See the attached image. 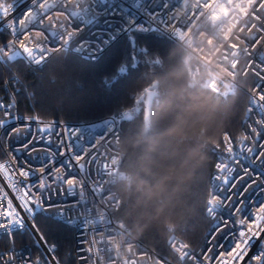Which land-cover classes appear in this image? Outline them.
<instances>
[{
	"label": "built area",
	"instance_id": "2783aa9c",
	"mask_svg": "<svg viewBox=\"0 0 264 264\" xmlns=\"http://www.w3.org/2000/svg\"><path fill=\"white\" fill-rule=\"evenodd\" d=\"M0 3L15 4V0L9 3L0 0ZM47 3L49 7L43 10L47 14L45 19L41 22L39 14L36 15L27 25L31 31L24 33L30 37L28 47L48 49L44 53L47 59L41 64L39 60L33 62L26 59L19 44L10 46L6 52L1 49L0 56L21 57L34 68L48 62L59 52L73 53L93 61L122 37L157 31L185 50L189 87L203 81L209 89L221 95L243 90L248 95V105L241 133L235 138L228 133L223 134L225 158L216 164L210 182L209 194L214 193L216 186L222 183L215 179L217 175L230 177V186L223 185L220 189V196H227L228 200L214 214L207 212L211 229L200 251L178 238L169 241V251L177 258L174 261L137 239L130 227L115 218L122 205L117 184L125 179L121 170L124 155L119 129L122 114L89 123L43 121L20 113L16 95L7 84L6 94L0 95V105L11 107H0L5 122V127L0 130V163L15 161L17 156L21 160L30 159L37 173L30 178L33 186L40 182V167L43 164V179L50 185L42 190L43 211L37 207L34 220L53 211L61 222L74 229L76 264H263L264 233L251 244L242 258L235 259L230 255L236 244H240L238 234L243 230L240 221L244 220L248 228L256 230L261 223L259 217L264 214L261 211L264 210V108L261 107L264 100L259 99L264 95V38L256 44L251 39L253 36L264 37V32H259L260 28H264V7H258L261 0H256V3L252 0H47ZM30 7V0H20L9 19L24 18L26 9ZM40 11L35 9L36 13ZM49 15L51 20L47 18ZM69 19L80 28L79 33L73 35L72 43L62 46L47 38L53 33L56 36L64 33L66 38V32L74 30ZM49 24L52 26L48 27ZM45 30L47 37L43 35ZM1 31L9 35L7 43L15 40L7 25L0 26ZM245 47H248V52H244ZM34 55L39 59L38 52ZM150 90L157 91V87L151 86L135 100L132 109L123 112L128 113L126 120L136 116ZM6 129H12V134L6 136ZM61 141L78 145L74 148L77 155H66L69 149L61 145ZM24 144L32 149L30 153L27 148L20 147ZM58 146L60 155L55 154ZM228 146L233 149L231 153L227 151ZM248 147L258 154L248 153ZM13 148L20 150L13 153ZM46 159L48 163H45ZM66 161H70L67 169L61 167ZM221 164L226 166L223 171L218 169ZM105 165L109 166L108 174ZM49 168L52 175L64 179H49ZM56 168L60 171L56 172ZM67 178L86 183L82 187L76 186L70 193L67 191ZM93 181H102L100 192L93 193ZM13 183L15 179L0 175V200L5 203V198L13 199L14 203L20 202L14 198L21 196L23 189L17 191L12 187ZM33 194L40 197V191L34 189ZM233 205L240 211H233ZM28 220L33 218L30 216ZM27 231L34 237L42 256L31 249L10 248L1 252L13 255V262L9 264H20L24 259H35L39 264H59L55 259L57 248L47 244L40 246L30 224L11 234L0 230V238ZM183 244L189 246L187 250L193 255L181 261L180 256L185 250L180 245ZM241 248H244L243 244ZM257 255H261L262 259L254 260Z\"/></svg>",
	"mask_w": 264,
	"mask_h": 264
},
{
	"label": "trees",
	"instance_id": "16d2710c",
	"mask_svg": "<svg viewBox=\"0 0 264 264\" xmlns=\"http://www.w3.org/2000/svg\"><path fill=\"white\" fill-rule=\"evenodd\" d=\"M8 41L1 31L0 44ZM186 58L184 49L157 31L122 37L93 61L59 52L34 68L21 57L0 56V95L9 84L20 113L43 121L77 124L120 116L157 86L148 131L144 104L132 120L120 121L125 179L117 184L122 205L115 218L174 261L168 248L173 238L196 251L205 246L211 229L206 211L210 182L225 158L223 134L235 138L241 133L248 105L243 90L221 95L203 81L189 87ZM34 226L48 246L57 248L59 264H76L73 228L53 211L37 216ZM10 248L42 256L28 231L0 238V253Z\"/></svg>",
	"mask_w": 264,
	"mask_h": 264
},
{
	"label": "snow or ice",
	"instance_id": "6c2138e0",
	"mask_svg": "<svg viewBox=\"0 0 264 264\" xmlns=\"http://www.w3.org/2000/svg\"><path fill=\"white\" fill-rule=\"evenodd\" d=\"M253 3H256V0H252ZM20 0H15V4H3L0 3V26H5L7 25V29L10 31V33L15 37V40L9 43L5 44H0V49L3 50V52H6V50L11 46L15 47L16 44H19V49L22 50L24 54H26V59L31 60L35 62L36 60H39V63H43L44 60L47 59L46 56H44V53L48 51L47 48H42L38 47L37 49H33L31 47L27 46V42L30 39V37L24 35L26 31H31V29L28 28V23H31V21L36 17V15L39 14L41 22L45 19L46 13L43 11L46 8L49 7L47 0H30L31 7L29 9H26V13L24 15V18L21 17H12L9 19V16L11 12L14 10L16 4H19ZM258 7H264V0H261V3L258 5ZM38 8L40 9V13H36L35 9ZM152 14V13H150ZM154 15V14H152ZM255 16L256 13H253ZM49 20L52 19V17L49 15L47 16ZM69 24H71L72 28L74 30L72 31H67L66 32V38L64 33H61L60 36H56L55 33L52 34L51 37H47V31L43 33L47 38L55 40L57 43H61L62 46H65V44H70L73 41V35L75 33H79L80 28L77 24L73 23L69 19ZM52 25L49 24L48 27H51ZM35 27V26H34ZM259 32H264V28H260ZM37 34H41L37 32ZM264 37L260 36H253L251 39L253 40V44H256L259 42L260 39ZM249 49L248 47L244 48V52H248ZM20 53V51H17ZM34 52L39 53V59L34 55ZM235 67V65H233ZM260 100H264V95L259 97ZM0 107H11V105H0ZM264 108V105L261 106ZM251 111V109H250ZM128 116V113H122L121 119H125ZM112 121L108 123L111 125ZM5 127V122L3 120H0V128ZM12 134V129H6L5 130V135H11ZM76 139H79L77 137ZM225 139L227 140L228 137L227 135L225 136ZM242 139H246L243 138ZM61 145L67 147L69 149V152L66 155L73 156L77 155V153L74 151L75 147H78L74 142L73 143H68L66 141H61ZM2 147V146H0ZM21 148H27L28 152L30 153L32 151L31 148H28L27 144L21 145ZM20 149L13 148L12 151L13 153L19 151ZM82 150V149H81ZM227 151L231 153L233 149L231 146L227 147ZM248 153H252L253 155L258 154L257 152H254L251 147H248L246 149ZM56 155L61 154L60 146L57 147L55 150ZM45 163H48V160H45ZM54 163V161H53ZM70 161L64 162L61 167L67 169L69 166ZM12 166V171L9 172V166ZM83 167V166H81ZM107 174H108V165H105ZM226 166L221 164L218 165V169L221 171L225 170ZM56 172H59L60 169L56 168ZM52 170L49 168L48 170V176L49 179L51 180H56V179H61L63 180V177H56L51 174ZM36 170L32 167L31 165V160H21L20 157H16L15 161H8L7 163H0V175H3L7 178H13L15 179V183L12 184V187L16 189L17 191L23 189V194L19 196L18 199L20 202L19 203H14L13 199H6V203L3 200H0V230H3L5 233L11 234L13 231L20 230L23 228L25 224H30L31 227L33 228V232L38 236L39 238V244H46L47 242L43 239V234L39 233L37 229L34 226V216H35V209L37 207H40L41 210L43 211V206H42V198H43V191L44 189L48 188L50 185L46 184L44 182L43 176L45 175V168L43 164L40 167V182L38 185H31L30 184V178L33 175H36ZM71 174L69 173V176ZM217 180H221V185L216 186V190L214 193H210L209 196L210 198L207 200V209L206 211L209 214H214L219 208H223L225 206V202H227L228 197L227 196H220V189L221 186L223 185H228L229 180L231 179L230 177H221L217 175L215 177ZM66 183L69 186L67 191L74 192L76 186H83V183L86 182H81L79 179H72V178H67ZM101 184L102 181H93L92 185V191L93 193L100 192L101 191ZM19 185V187H17ZM34 189L36 191H40V197H36L33 194ZM103 199V196H101ZM233 211H240V209L236 208L235 205H233ZM262 213H264V210H261ZM32 217L33 220L29 221L28 217ZM260 220V225H257L256 230L252 228H248L247 224L245 223L244 220H241L240 223L243 226V230L239 231L238 238L240 239V244H236L234 252L231 253L235 259L242 258V256L246 253V250L251 246V244L259 238L261 233H264V214H262L259 217ZM241 244L244 245V248H241ZM262 245H264V242H262ZM181 248H183L185 251L183 252V255L180 256L181 261H183L186 257H191L193 254L188 251L187 249L189 248L188 245L183 244L180 245ZM16 255H19L18 253ZM256 261H259L262 259L261 255H257L253 258ZM9 262H13V255L10 254H5V253H0V264H9ZM20 264H39L38 260L35 259H24L21 260ZM226 264V262H225Z\"/></svg>",
	"mask_w": 264,
	"mask_h": 264
},
{
	"label": "water",
	"instance_id": "95a60500",
	"mask_svg": "<svg viewBox=\"0 0 264 264\" xmlns=\"http://www.w3.org/2000/svg\"><path fill=\"white\" fill-rule=\"evenodd\" d=\"M157 91L150 90L146 93L144 112H145V130L148 131L151 127L152 110L155 99L157 98Z\"/></svg>",
	"mask_w": 264,
	"mask_h": 264
},
{
	"label": "rangeland",
	"instance_id": "374dc122",
	"mask_svg": "<svg viewBox=\"0 0 264 264\" xmlns=\"http://www.w3.org/2000/svg\"><path fill=\"white\" fill-rule=\"evenodd\" d=\"M156 86V85H155ZM157 87V86H156Z\"/></svg>",
	"mask_w": 264,
	"mask_h": 264
}]
</instances>
